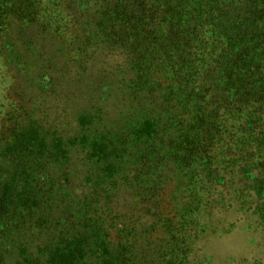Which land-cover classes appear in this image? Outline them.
<instances>
[{
    "label": "trees",
    "instance_id": "obj_1",
    "mask_svg": "<svg viewBox=\"0 0 264 264\" xmlns=\"http://www.w3.org/2000/svg\"><path fill=\"white\" fill-rule=\"evenodd\" d=\"M0 48L75 105L0 137V264H197L225 188L264 219V0H0Z\"/></svg>",
    "mask_w": 264,
    "mask_h": 264
},
{
    "label": "rangeland",
    "instance_id": "obj_2",
    "mask_svg": "<svg viewBox=\"0 0 264 264\" xmlns=\"http://www.w3.org/2000/svg\"><path fill=\"white\" fill-rule=\"evenodd\" d=\"M56 49L52 48L50 53L55 60L61 57ZM18 70L8 65L0 48V137L7 136L28 115L41 117V110L47 105L51 108L47 123L56 119L65 123L75 114L73 100L55 99L51 93L40 91L37 89L40 87H33L30 78L18 74ZM74 95L76 99L77 94ZM92 98L88 97L89 106L95 102ZM67 128L72 130L70 125ZM238 185L244 190L242 184ZM233 189L225 188L216 194L213 205L206 206L200 216L205 232L197 240L193 255L197 264H264V219L259 212L263 200H257L252 192L249 197V192L236 193ZM245 197L248 204H244Z\"/></svg>",
    "mask_w": 264,
    "mask_h": 264
}]
</instances>
